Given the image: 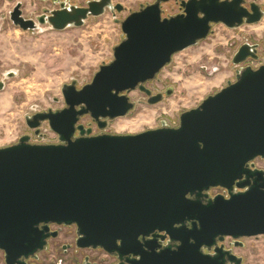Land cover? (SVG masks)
<instances>
[{
  "label": "water",
  "instance_id": "water-1",
  "mask_svg": "<svg viewBox=\"0 0 264 264\" xmlns=\"http://www.w3.org/2000/svg\"><path fill=\"white\" fill-rule=\"evenodd\" d=\"M71 1L52 0L59 8L35 21L16 3L9 20L22 31L37 25L62 31L106 9L123 11L112 0L85 7ZM169 1L140 5L120 22L123 39L113 59L81 88L62 86L65 108L25 117L35 134L47 122L56 144H32L22 136L0 148L5 264L36 257L56 235L50 225L75 226L77 248L101 249L116 255L118 264H240L218 243L264 237V170L254 165L264 159V63L240 67L233 83L181 113L177 127L161 122L134 135H92L78 124L87 115L102 130L108 120L127 115L134 107L127 94L135 89L148 104L160 102L162 95H151L145 84L174 54L205 39L214 24L237 28L264 14L245 0H178L182 12L162 17L161 5ZM257 58V45L245 43L231 62ZM211 188L222 193L209 196Z\"/></svg>",
  "mask_w": 264,
  "mask_h": 264
},
{
  "label": "rangeland",
  "instance_id": "rangeland-1",
  "mask_svg": "<svg viewBox=\"0 0 264 264\" xmlns=\"http://www.w3.org/2000/svg\"><path fill=\"white\" fill-rule=\"evenodd\" d=\"M91 0H73L71 5L85 7ZM155 0H112L119 3L123 11L114 14L106 9L98 17H89L81 27H69L62 31L52 30L48 25H37L34 31H22L9 20V13L16 3L21 4L22 16L33 19L44 10H55L57 6L48 0H0V148L16 144L22 136H28L32 144H56L54 134L47 122L40 125L38 134L25 123L26 116L35 113L57 111L65 108L61 88L75 82L79 89L91 82L99 67L113 59L112 50L123 35L120 22L140 5L152 4ZM246 5L257 3L264 12V0H245ZM176 0L161 5L162 17L178 12ZM257 45L256 60L249 59L239 66L231 59L242 44ZM264 63V14L254 24H243L228 28L223 24L211 26L210 34L196 45L172 56L171 62L147 82L145 87L152 91L171 89L156 104H148L146 96L135 89L127 96L134 107L127 115L108 120L99 130L89 116L82 117L78 124L91 129L92 135H134L160 127H177L181 113L194 109L210 95L235 81L240 67L253 69ZM14 75L9 78V74ZM254 164L264 170V159ZM71 235L75 226L64 228ZM242 248L234 251L243 258V264H264V237L242 238ZM90 259L107 255L100 250L79 251ZM38 264H55L57 256L49 252L40 254ZM0 264L4 263L0 251ZM61 264H68L63 257ZM109 264V262L107 263Z\"/></svg>",
  "mask_w": 264,
  "mask_h": 264
},
{
  "label": "flooded vegetation",
  "instance_id": "flooded-vegetation-1",
  "mask_svg": "<svg viewBox=\"0 0 264 264\" xmlns=\"http://www.w3.org/2000/svg\"><path fill=\"white\" fill-rule=\"evenodd\" d=\"M42 1H44V0H42ZM48 1L53 3L52 0H48ZM62 1L63 0H60V2H62ZM177 1L178 0H176V2ZM55 5L57 6V9H58L60 4L55 3ZM178 6H179V4H178ZM20 9H21V7H20ZM49 11H51V10H49ZM181 12H182V10L178 7V12L176 14H180ZM42 14L43 13H41L40 15H42ZM176 14H174V15H176ZM36 18H35V20H36ZM31 20H33V19H31ZM247 60H249V59H247ZM168 90L171 91V89H169V88H165L163 91H156V92L151 91V95L161 94L162 98H164V96H166L165 93ZM147 99H148V97H146V100ZM92 122L95 124L94 121H92ZM207 193L209 196H214L216 194L222 193V189L211 188ZM70 227L71 226L50 225V232H55L56 235L54 237L48 238L47 242H46V246L44 247V249L41 252H39L36 255V257L28 258L27 260H25V264H38L40 262V256L39 255L41 253L42 254L43 253L48 254L49 252H51L57 256V261L55 264H61L63 257L68 258V264H107L108 262H109V264H118L119 263L116 255H108L101 249H92V250H100V251L104 252L107 255L108 260L107 259L104 260L102 258H98V260H95V259L93 260V259H90L89 256H87V255H82L81 260L77 261L76 259L78 258L79 251H82L85 249H80V248H77L75 246L76 228H75V233L73 235H71L69 231L63 230L64 228H70ZM158 235H162V234H158ZM167 240H168L167 238L164 239V241L162 242L163 246L166 245ZM157 242H159V241H157ZM171 245L173 246L174 244L171 243ZM218 246H222V248L225 251H229L230 253L234 254L235 256L240 257L242 259L240 264H243V258L234 251V249H236V248H242L243 247V243L241 242V239L233 240L229 237H224V239L220 243H218ZM87 250H90V249H87ZM204 252H206V251H204ZM86 258H87V262H85Z\"/></svg>",
  "mask_w": 264,
  "mask_h": 264
}]
</instances>
